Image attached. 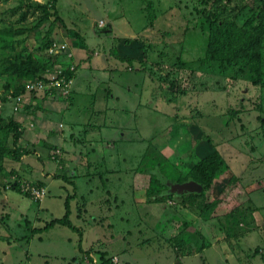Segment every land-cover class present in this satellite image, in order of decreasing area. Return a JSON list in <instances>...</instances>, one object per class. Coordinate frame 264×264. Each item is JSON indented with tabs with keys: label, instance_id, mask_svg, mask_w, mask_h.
<instances>
[{
	"label": "rangeland",
	"instance_id": "374dc122",
	"mask_svg": "<svg viewBox=\"0 0 264 264\" xmlns=\"http://www.w3.org/2000/svg\"><path fill=\"white\" fill-rule=\"evenodd\" d=\"M48 2L0 0V31H15L13 38L0 34L14 45L0 44V115L21 118L19 144L50 159L44 164L32 153V164L21 160L19 168L1 159L0 236L10 240L0 241V264H78L75 231L56 225L31 232L62 217L69 195L82 249L106 251L116 264H264V87L252 83L244 61L223 64L225 73L223 65L199 63L208 23L201 15L211 6L203 0H58L61 20L51 17L34 29L41 16L35 6ZM48 32L55 44L41 52ZM241 33L247 39L251 31ZM28 53L40 77L77 65L70 97L36 100L19 92L32 80L10 67ZM43 129L49 136L38 134ZM0 141L12 145L2 130ZM208 145L227 170L202 197L169 194L163 178L161 192L147 195L153 173L186 172ZM46 170L51 177L42 183L41 201L8 185L18 180L25 190ZM231 176L239 178L241 211L230 217L219 207L202 212Z\"/></svg>",
	"mask_w": 264,
	"mask_h": 264
},
{
	"label": "trees",
	"instance_id": "16d2710c",
	"mask_svg": "<svg viewBox=\"0 0 264 264\" xmlns=\"http://www.w3.org/2000/svg\"><path fill=\"white\" fill-rule=\"evenodd\" d=\"M57 1L58 0H49L46 5L35 6V9L37 8L41 11V16L33 27L34 29L39 28L51 17H53L54 20L60 19V17H58L57 15ZM203 1L209 4L211 7L207 12L202 11L204 15H201L208 23L202 28L205 35V53L200 60L198 59L199 63L204 61V63H208V67L210 68H212L214 64H216V67L221 68L223 64L225 66H228L234 63L236 60L244 61L247 66H249L250 69L253 70L252 78L254 79L252 83L254 85L258 84L259 86L264 87V0H254L253 2L251 0H243L241 3H238L235 0ZM152 16L150 14V17ZM108 28H110L109 25ZM244 28H247L251 31V34L247 37V39L241 33L242 29ZM14 32L15 31L5 29L4 31H0V34L8 38H13ZM49 32L45 35V42L40 47H38V50H40L41 52L53 48L55 44ZM206 32L207 35L205 34ZM0 44L2 48H9L11 50H13L14 48V45L11 42L5 41L1 37ZM48 56L51 57V55ZM21 58V64L12 63V67H10V69L12 68L18 77L28 78L32 81L42 78L38 75V69L36 68V66L33 65L34 63L31 59L30 53L21 55ZM68 59L72 60V56H70ZM56 63V60H53L50 65L52 64L51 66H53ZM224 65L222 68L225 67ZM76 69L77 65H74L73 71H70L69 66L65 67V69L60 72L66 77H75ZM211 71L212 70L210 69L209 72ZM224 71L225 68L223 69L222 73H225ZM19 92H25L29 96L31 94L33 95L31 97H34V99L36 100H39L36 95L44 98V94L27 91L25 86L24 91L22 86L19 88ZM6 101L7 100H5V102ZM11 104L13 105V109L19 110V108L15 107L14 102L11 101ZM25 106L26 105H24V107ZM1 108L2 105H0V109ZM0 130L4 131L6 136L11 135L12 137L11 147L5 144L4 141H0V170H2V168H5L2 163V158L5 156L9 157L13 162H19L21 161L23 156H27L32 153L34 154V150L24 148L19 144L24 127L22 123L16 121L13 116L4 117L3 115H0ZM172 170L173 169L171 168L170 171H167V174L163 175L165 178L170 179V183L183 184L192 181L202 187V191L200 193H186L182 195L189 196V198L193 199L194 196L202 197L204 195L205 191L210 188L214 180L225 173V171L227 170V164L220 153L216 150V148L208 145V149H206L204 155L200 157L195 165H192L190 168L188 167L186 172L181 170L171 172ZM163 176L161 172L152 174V178L150 177L145 191L147 195H158L159 192H161V188H164L162 182L165 183L166 181ZM161 178H163L162 182ZM8 185L10 186L11 190H15L18 193H21L22 196L31 198L28 191L23 190V188L20 189L18 180H15L12 183H8ZM42 185L44 184H42L41 182L35 184V186ZM73 187L76 190L75 184H73ZM238 187V177L231 176L224 179L223 188L220 192L221 194H219V196L213 202L209 203L205 208L200 207L202 212L205 213L206 210L212 212L218 207L225 209V212L222 215L224 217H230L240 212L242 204H240L241 202L236 197ZM3 189H9V187L6 185ZM172 192L173 191L171 190L168 191L169 194ZM173 194L175 193L173 192ZM70 196L74 197V195H69L64 200L65 212L62 217L53 218L49 222H44V225L38 228H33L31 232L33 234H36L49 231L56 225L67 227L68 229L75 231L80 237L79 243L77 245V252H79V254L77 257L72 258L73 261L78 264H83L85 262L84 259L87 258L89 259L91 264H116L113 261V257L106 251H93L91 247H89L88 249L86 248L85 250L82 249L81 229L75 226L69 219L70 209L68 200L70 199ZM161 197L170 196L164 195ZM246 211L249 214H252L253 208L252 210L248 209ZM204 216L206 220V214ZM25 222L28 221L25 220ZM9 240L10 239L8 235L0 236V241H5L6 243H8ZM95 254L98 257L97 262L93 261V256Z\"/></svg>",
	"mask_w": 264,
	"mask_h": 264
},
{
	"label": "built area",
	"instance_id": "2783aa9c",
	"mask_svg": "<svg viewBox=\"0 0 264 264\" xmlns=\"http://www.w3.org/2000/svg\"><path fill=\"white\" fill-rule=\"evenodd\" d=\"M74 70V66H70V71ZM73 77H66L60 71L58 75H50V77H42L28 82L25 85L27 91L37 92L44 94L46 97H54L55 95H65L68 97L71 93V83ZM17 98V97H16ZM25 190L29 192L31 198L34 201H41L46 195V189L44 186H26Z\"/></svg>",
	"mask_w": 264,
	"mask_h": 264
},
{
	"label": "crops",
	"instance_id": "0c3cea01",
	"mask_svg": "<svg viewBox=\"0 0 264 264\" xmlns=\"http://www.w3.org/2000/svg\"><path fill=\"white\" fill-rule=\"evenodd\" d=\"M47 98H49V97H47ZM33 103H35V102H33ZM47 103V102H46ZM26 108L28 107V106H25ZM33 107H35V106H33ZM29 109H27V111H28ZM26 111V112H27ZM21 113L22 112H20V113H18L17 115H21ZM53 112H51V114H52ZM22 119L20 118V119H16V121H19V122H21L22 123V125L23 126H25V122H22L21 121ZM63 126V124L62 123H59V127H62ZM111 128V127H110ZM100 129V128H99ZM44 131V133H42ZM44 134L45 136H49V135H47L48 133H46L45 132V130L43 129V130H41V131H38V134ZM56 135V134H55ZM62 136V135H61ZM48 145V144H47ZM49 146V145H48ZM35 147L36 146H34V147H31V148H33V150H35ZM37 150H38V147L36 148ZM37 150L36 151H34V152H37ZM34 155H37L40 159H39V161H41V162H43L44 164H45V160L47 159L48 160V162L50 161V159H49V156H48V153L46 154V156H45V159L42 157V154H35L34 153ZM22 162L24 163V164H32V162H31V160L29 159V157H28V155L27 156H23L22 157ZM27 162V163H26ZM16 163H18V166H17V168H19L20 166H21V161H19V162H16ZM23 164V165H24ZM27 167V166H26ZM17 168H14V169H16V170H14V171H17ZM58 168H61L60 166L58 167ZM13 171V172H14ZM33 171H34V169H33ZM47 172H49L48 170H46V171H44V172H42V173H40V175L42 176V177H39V178H37L38 180H39V182H41V183H44L45 184V182L48 180V178L49 177H51V174L50 173H47ZM45 173H47V175H45L44 176V174ZM42 186H45L46 187V185H42Z\"/></svg>",
	"mask_w": 264,
	"mask_h": 264
},
{
	"label": "water",
	"instance_id": "95a60500",
	"mask_svg": "<svg viewBox=\"0 0 264 264\" xmlns=\"http://www.w3.org/2000/svg\"><path fill=\"white\" fill-rule=\"evenodd\" d=\"M165 183L170 187V190L177 195L186 193H200L202 191V187L192 181L183 184L170 183L169 181H166Z\"/></svg>",
	"mask_w": 264,
	"mask_h": 264
},
{
	"label": "clouds",
	"instance_id": "9594fccd",
	"mask_svg": "<svg viewBox=\"0 0 264 264\" xmlns=\"http://www.w3.org/2000/svg\"><path fill=\"white\" fill-rule=\"evenodd\" d=\"M73 78H74V77H73ZM70 96H71V93H70V95H69L68 97H70ZM68 97H67V98H68ZM49 98H50V97H49Z\"/></svg>",
	"mask_w": 264,
	"mask_h": 264
}]
</instances>
